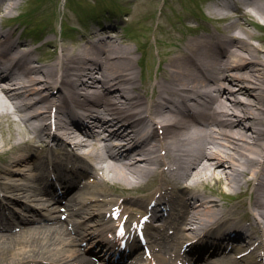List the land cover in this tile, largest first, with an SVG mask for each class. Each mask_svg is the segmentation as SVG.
Masks as SVG:
<instances>
[{
    "label": "bare ground",
    "instance_id": "bare-ground-1",
    "mask_svg": "<svg viewBox=\"0 0 264 264\" xmlns=\"http://www.w3.org/2000/svg\"><path fill=\"white\" fill-rule=\"evenodd\" d=\"M236 2L240 5L209 9L211 16L227 21L226 33L171 43L153 83L142 76L140 58L115 28L92 29L46 63L34 57L30 43L0 28V133L5 134L4 122L12 129L1 141L13 155L21 154L3 173L12 177L13 168L34 161V153L23 155L33 144L49 146L48 113L55 108L57 135L72 153L91 160L97 185L136 191L157 176L160 186L185 195L182 225L188 231L182 236L191 239L226 223L229 212L243 213L264 236V40L247 30L252 25L264 30V0ZM17 5L18 0H0L1 24ZM217 41L222 51L216 50ZM67 114L76 117L79 129L69 127ZM103 134L97 146L91 144L93 135ZM209 181L218 185L217 194L205 193L211 191ZM24 189L36 199L48 192L37 178ZM225 195L248 197L250 209L243 212L241 204L231 211L219 203ZM35 223L21 222L25 229L18 233L0 230V264L72 243L57 223ZM230 227L247 235L245 227ZM8 252L7 262L1 256Z\"/></svg>",
    "mask_w": 264,
    "mask_h": 264
},
{
    "label": "rangeland",
    "instance_id": "rangeland-1",
    "mask_svg": "<svg viewBox=\"0 0 264 264\" xmlns=\"http://www.w3.org/2000/svg\"><path fill=\"white\" fill-rule=\"evenodd\" d=\"M217 3L219 2L216 0H18L17 7L11 11L8 19L0 23V28L14 30L21 40L36 49L34 57H38L41 63H46L52 54L59 55L63 45L71 49L75 41H80L92 29L98 30L97 24L109 28L117 27L116 34L122 36L126 45L133 49L135 57L140 58L142 76L153 83L160 60L164 59L168 50L173 47L171 43L183 38L191 39L193 35L203 34L204 30L216 33L215 30L219 29L226 33V24L217 23L214 21L216 16L213 17L209 13L210 7ZM89 17L102 19L88 23ZM17 22H26L25 28L33 32L32 35L27 36V33L22 31L23 26L17 25ZM62 29L69 31L64 34ZM247 30L264 40V31H259L253 26H247ZM30 32L28 31L29 35ZM46 40L52 41L53 46H48ZM248 41L253 45L261 43L250 39ZM139 53L143 55L140 56ZM147 92H151L149 87ZM2 128L5 131L4 137L12 130L7 122L3 123ZM3 136L0 133V188L2 191L19 194L22 192L20 189L32 178V161L27 163L28 165L13 168L17 174L12 177L4 174L3 169L8 168V164L14 161L17 155H13L14 150H9V146H2ZM207 185L211 192L218 193L216 182L209 181ZM83 192L84 196L95 197L88 190ZM239 196L225 195L220 202L226 204L231 211L232 208L244 204L243 212H246V209H250L249 198ZM89 208L91 213L97 211L95 206ZM238 215L244 216L243 213ZM99 220L95 218L94 223L99 225ZM59 251L56 253L52 247L42 253L29 252L27 254L31 255L30 259H23L27 257L25 254L16 258L14 264L59 258ZM11 254L8 252L1 257L8 262Z\"/></svg>",
    "mask_w": 264,
    "mask_h": 264
}]
</instances>
